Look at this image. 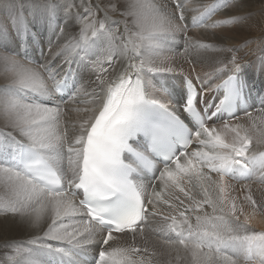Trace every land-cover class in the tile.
Here are the masks:
<instances>
[{
	"label": "snow or ice",
	"instance_id": "snow-or-ice-1",
	"mask_svg": "<svg viewBox=\"0 0 264 264\" xmlns=\"http://www.w3.org/2000/svg\"><path fill=\"white\" fill-rule=\"evenodd\" d=\"M230 3L191 9L190 22L186 0L70 3L65 22L79 33L55 60L43 48L35 55L40 15L11 6L0 19V215L30 238L0 239V264H264V231L252 224L264 200L249 191L246 213L226 182L264 183V90L252 95L239 48L219 49L233 54L216 61L222 83L211 101L207 79L174 76L160 59L181 33L185 53L216 50L188 29L236 23L207 22ZM43 9L46 27L62 34L55 5ZM258 62L264 68V47ZM167 77L174 82H160ZM85 98L91 106H66ZM241 114L247 126L233 123ZM157 217L159 249L137 246ZM122 238L132 242L114 246Z\"/></svg>",
	"mask_w": 264,
	"mask_h": 264
},
{
	"label": "bare ground",
	"instance_id": "bare-ground-1",
	"mask_svg": "<svg viewBox=\"0 0 264 264\" xmlns=\"http://www.w3.org/2000/svg\"><path fill=\"white\" fill-rule=\"evenodd\" d=\"M15 1L11 4L8 3L7 5H5V4L0 5V13H1L0 19L6 17L8 15L9 10L13 4H15L17 6L20 5L19 3L16 4ZM196 1L198 4H200L199 0H193V2H196ZM157 2L159 3L160 0L159 1L157 0ZM213 2H214V0L211 1V3H213ZM70 3L75 4V5H80L81 0H58L57 3L52 4V5H55V7H56V11L54 13V19H53V27H55L54 24H61V25L63 24L64 32H63L62 36H60V34L58 33L57 28L55 29V34L52 31H50L48 29V27H40V29H38L41 33V36H40V40L36 44V50H37L38 46L40 47L41 44L46 45L49 42V41L48 42L45 41L46 39L47 40H50V39L53 40V43L55 44L53 48L56 50V52L52 55L51 60L55 59L54 58L55 54L57 53V51L60 50V48L63 46V44L65 43V41L68 38L76 36L79 33L80 25L78 22L71 20V19H68L65 22V10L67 8V5ZM238 4L242 8V9H240V11L238 13L247 12L248 14L246 15V19L248 17H250V18L248 21L245 19L246 21L244 20L243 22L237 20V22L234 23L235 25H238L239 23H241L240 24L241 26L244 24H245V26L248 24L249 25L250 24H257L254 27V30H256L255 28H257V27H264V12L263 11H261L258 14V16L257 15L253 16V17L251 16L252 13L254 12V10L264 9V0H239L235 4V6ZM85 6H86V4H85ZM34 7L37 8V10H39L38 5H35ZM61 7L62 8L64 7L63 11H61ZM201 7L202 6L198 5L196 8H201ZM82 9H83L82 7L73 8V11L74 12L75 11H83ZM32 11H34V8ZM35 12L40 13L39 11H35ZM188 12H189L188 14H193V15L195 14L193 11H191L189 9H188ZM60 14L63 15L62 18H60ZM186 17H188V16L186 15ZM43 22H44V20L40 16L38 24H40V23L44 24ZM235 25H234V27H235ZM243 28L244 27H239V28L235 27L234 32L224 31L225 29H223L222 33L217 34V35L213 32L209 33V32H205L204 30H202L203 32H201V33H204V32L205 33L202 34L201 38H198V39H197V37L196 38L191 37V38L194 41H199L201 44L215 45L216 50H212V49H208V50L191 49L189 53H185L183 51V44H181V43H183V41H181L182 38L178 39V36H179V34H178L177 42L181 44V48H178L175 53L171 52L174 56V60H172V58H171V60H170V62H168V64H166V63H164V64H166L167 66L173 65V66H176L178 68L180 67L179 69L178 68L177 69L181 70V68L185 65V62L192 61V62L196 63L198 66H201L204 69L206 68L209 71L213 70V72H214L217 67L221 66V65L216 63L217 60L230 58L231 55L233 54V53H229V52H221V51H219V49L220 48H225V49L230 48L229 46L226 47L224 45V42L225 43H227V41L235 42L236 39L238 41H243V38H244V32L242 31V30H244ZM258 31H260V30H258ZM218 32H220V31H218ZM57 34H59V35H57ZM249 34H251V36ZM249 34H248L249 37L255 36L254 35L255 32H252ZM257 35H259V37L258 36L257 37L260 39H261V37H264V34H262V33H260V34L257 33ZM256 44L259 45L258 47L255 46V47H257L256 48V51H258L257 54H261V48H262L261 40L258 41ZM243 45H246V43ZM36 56L38 57V53ZM237 58H238V62H240V58L239 57H237ZM240 63L250 65L249 67L245 68L244 76L248 79L249 83L253 86L252 95L255 96L257 93L264 90V68L260 67L259 62H258V57L255 58V61L252 64H250L248 62H245V63L240 62ZM109 71H111V69H109ZM97 72H99V68L97 69ZM223 78H226V76ZM214 79H215V83L214 82L212 83L211 77H209V76L207 77V80L211 83V87H210L209 83L205 86L207 88H210L205 93V96L207 94H209L215 88V86L222 81L221 79L217 78L215 75H214ZM160 82L161 83H173L174 81L171 79V77H167L164 81H160ZM5 83H6V81L4 80V78L2 76H0V85H3ZM156 94L162 95V93H156ZM66 106H68V104ZM0 127H2V122H0ZM262 148L264 149V145L258 146L259 150H261ZM226 182H227V180H226ZM231 182L237 183V181H235V180H231ZM186 186L192 187L191 185H186ZM254 189H256V188H254ZM258 190L260 192H262V195L258 194V196L260 195L263 197L264 196V188L262 187V188H259ZM193 194L197 195V198H199L200 188L198 186L193 190ZM181 197L183 198V195H181ZM186 203H187V201H186ZM209 211H210V209H209ZM1 216L2 217L0 219V239H3L5 237H9V238H14V239L27 240L30 238L29 237V228L26 225L20 224L11 218L5 219L3 217V215H1ZM257 217H259V216H257ZM263 218H264V216L258 218L257 222H255V221L254 222L257 223L258 227L263 228V230H264V219ZM158 220H159V217H157L156 220L153 221L150 226H147L145 228L144 233L139 234L136 237L135 243L137 246H143V245L147 244V246L149 248L155 247V248H157V250L159 249L160 241L158 240L157 236L153 233V228L158 226V224H157ZM117 236H119V234H117ZM131 242L132 241L130 238L117 239L114 246H121V245H125V244L131 243ZM110 243H112V242H110Z\"/></svg>",
	"mask_w": 264,
	"mask_h": 264
},
{
	"label": "rangeland",
	"instance_id": "rangeland-1",
	"mask_svg": "<svg viewBox=\"0 0 264 264\" xmlns=\"http://www.w3.org/2000/svg\"><path fill=\"white\" fill-rule=\"evenodd\" d=\"M14 1L15 0H0V5H3V4L7 5L8 3L11 4ZM57 1L58 0H16L15 3L16 4L17 3L23 4V7L26 8V9H28V10H30V11H32L33 8H34V11H39L40 12L38 14L44 20V18H43V11H44L43 6L46 3L47 4L57 3ZM91 1L94 4L99 2V0H91ZM199 1H200V4H198L197 1L196 2H193V0H186L187 9H189V10L196 9V7L198 5L203 6V5L212 4L211 3L212 0H199ZM238 1L239 0H232V3H230V5L228 7L222 8L219 11H217L214 15H212L211 19L208 20L207 22L209 24H211V23H213L215 21H231L233 19H235L236 21L239 20V21L243 22L246 19V15L248 13L247 12H245V13L244 12L238 13L240 11V9H242L241 6H239V4L235 6V4ZM88 2H89V0H84V4L87 5ZM35 5H38L39 10H37V8L34 7ZM63 8L61 7V11L64 10ZM261 11L264 12V9L254 10V12L252 13L251 16L252 17L253 16H256V15L258 16V14ZM188 13L189 12L187 11L186 12V15L188 16L187 19L190 22L191 21V17H192L193 14H188ZM62 17H63V15L60 14V18H62ZM112 18L113 19H119L120 18L119 17V13L113 15ZM249 18L250 17H248L246 20L248 21ZM43 23L44 24H41V23L40 24H37V28L40 29V27H46L45 21ZM240 24L241 23H239L238 25H235L234 23H227V24H222L221 26L216 27V28H207V29H205V28H193V27L190 26L189 29H188V33L187 34H188L189 37H192V38H196L197 37V39H198V38H201L202 34H204L205 32H209V33H212L213 32V33H215L217 35V34H221L223 29H225L224 31L234 32L235 31V27L236 28L244 27L243 28L244 30H242L244 32L243 41H238L236 39L235 42H231V41H227V43L224 42V45L226 47L229 46L230 48H239V51L235 52V55L240 58V62H243V63L248 62V63L252 64V63H254L255 58H257V57L260 56V54H257L258 51H256V48L259 46L256 43L261 40L260 38H258L259 35H257V33L258 34H260V33L264 34V27H257V28H255L256 30H254V27L257 24H250V25L248 24L246 26H245V24L242 25V26ZM54 25H56V24H54ZM234 25H235V27H234ZM60 26L63 27V24L62 25L60 24ZM57 30H58V33L60 34V29L57 28ZM202 30H204L205 32L204 33H201V32H203ZM258 30H260V31H258ZM218 31H220V32H218ZM252 32H255L254 35L256 37L255 36H252V37H249L248 36V34L249 33H252ZM62 34H60V36H62ZM249 35L251 36V34H249ZM179 38H182V33L179 34L178 39ZM45 41L48 42L49 40L46 39ZM181 41H183V40L181 39ZM245 43H246V45H243ZM181 44H183V43H181ZM181 44H180V47L179 48H181ZM54 45L55 44L53 43V40H51V49L49 51V42L46 45L45 44H41L40 47L38 46L35 55H37V53H38V57H40L41 56L40 49L43 48L44 53L46 55H48L49 59L51 60L52 55L56 52V50L53 48ZM255 46H257V47H255ZM261 46L263 47L264 44L261 43ZM171 58H172V60H174L173 54L171 52H167V53H164V55L161 56L160 59L164 63L168 64V62H170ZM53 60H55V59H53ZM40 62H43V59H41ZM118 64H119V62L117 61V65ZM169 67H172V68H174L176 70L173 73L174 76H177V77H179V76H183V77L184 76H188V77L193 78L194 80H195V77L196 76H199L201 79H207V77L209 76L212 79V83L213 82L215 83V79H214V75H213V73H214L213 70L212 71H209L206 68L204 69V68H202L201 66H198L196 63H194L192 61L185 62V65L181 68L182 69V72L180 70H178L180 67L178 68V67L173 66V65H171ZM158 80H159V78H158ZM84 83H86V81ZM209 85L211 87V83L210 82H209ZM209 89L210 88H208V90ZM67 104H68V106H67L68 108H75V107L83 108V107H86V106H91L89 104L87 98H85V102L84 103L79 104V105H74V104L70 103V101H68ZM78 116H79V114H77L75 112H72L71 113V116H70V119H72V120H78V118H79ZM236 122H239V123H241V124H243L245 126H247V124H248L247 118L246 117H243V114H241V118H240L239 121H233V123H236ZM257 152L258 153L259 152H264V149L263 148L261 150L258 149ZM226 180H227V178H226ZM227 185H228L227 194H229L230 196H232L236 200V203H237L238 207L241 206V203L243 202L244 210H245L246 213H251V208L248 206L247 202L244 201V197L247 194H249V191L253 195V198L256 199L257 201L264 200V196L263 197L260 196V195L258 196V194H261L262 195V192H260L258 189L259 188H262V187L264 188V183L259 182L255 177L252 180H242V181H237V183H233V182H231V180H227ZM245 185H248V187H245ZM254 188H256V189H254ZM172 192L173 193H176V194H179V195H183L182 193H178V190H176V189H173ZM257 216H259V217H257ZM257 216L252 221L253 222L252 223L253 224V227L258 232L259 231H264L263 228L258 227L257 223H255V222H257V219L258 218L263 217V216H261V215H257ZM1 217L2 216L0 215V219H1Z\"/></svg>",
	"mask_w": 264,
	"mask_h": 264
}]
</instances>
